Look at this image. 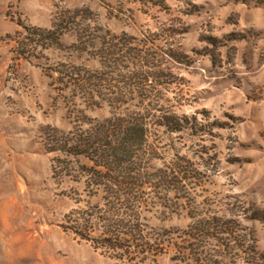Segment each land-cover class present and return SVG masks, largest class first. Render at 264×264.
<instances>
[{
    "label": "rangeland",
    "instance_id": "374dc122",
    "mask_svg": "<svg viewBox=\"0 0 264 264\" xmlns=\"http://www.w3.org/2000/svg\"><path fill=\"white\" fill-rule=\"evenodd\" d=\"M75 10L89 15L75 20L87 33L100 27L139 45L117 38L102 68L96 51L77 45L76 24L59 26ZM76 67L102 69L100 88L121 93L118 115L146 117L149 167L180 166L186 177L172 190L147 189L139 208L148 227L186 235H170L157 256L129 262L124 249H94L62 229L69 211L89 207V193L59 174L58 154L45 153L40 132L112 113L61 91L54 79ZM159 70L147 80L138 73ZM156 107L187 125L176 133L159 126ZM261 213L264 0H0V264H264V220L254 218ZM197 221L207 230L193 238Z\"/></svg>",
    "mask_w": 264,
    "mask_h": 264
},
{
    "label": "trees",
    "instance_id": "16d2710c",
    "mask_svg": "<svg viewBox=\"0 0 264 264\" xmlns=\"http://www.w3.org/2000/svg\"><path fill=\"white\" fill-rule=\"evenodd\" d=\"M81 14L83 12L80 10L63 13L59 26L64 24L72 27L76 24L77 45L84 46L83 51L90 48L96 51L102 68L107 66L106 51L120 43L125 48L135 41H137L135 47L139 45L138 40L133 37L125 34L117 37L100 27H92V33H87V30L81 29L75 21L77 18L89 19L85 17L89 16L86 12L82 17ZM38 32L42 34L39 36L48 40H53L52 36H57L52 30ZM117 38L120 43L113 45ZM171 56L176 58L174 54ZM66 67L63 63L59 65L63 70ZM75 70L77 73L70 77L62 76L61 74L64 75L66 71H60L59 77L54 79L62 84L61 91L64 93L70 91L71 102L78 98L85 106H97L99 101L104 102L111 108L112 113L110 117L101 120L85 119L86 121L81 122L82 125H77L67 132L47 126L40 132L47 147L44 149L45 153L58 154L55 161L60 164L59 174L65 178L78 179L82 182L83 190L89 193L87 195L89 207L87 209L77 207L69 211L64 216L67 226H62V229L90 243L94 249L101 247L124 249L122 256L129 262L136 261L138 255L144 256L150 251L157 256L159 252L155 250L164 249L165 243H169L167 238L170 235L182 237L186 235H182L179 229L157 230L148 227L144 223L145 219L140 216L139 208L145 204L147 189H156L165 184L172 190L175 184L180 185L186 177L183 171L177 169L180 166L165 169L149 167L151 156L149 149L145 147L148 134L144 122L146 117L135 111H126L119 115L115 112L117 104L121 102V93L110 97L111 95L100 88L105 75L102 69L93 72V75L92 71L81 67H76ZM138 73L146 80L148 76L155 78L156 74L159 77L164 74L162 70L156 73L142 71ZM48 78L52 80V76ZM68 79L69 81H65ZM50 86L52 87L51 83ZM154 110L163 113L159 117L158 125L170 132H181L187 125L185 117L178 118L157 107ZM146 156L149 158L147 163ZM181 174L183 177H180ZM93 198L95 200L92 203L90 199ZM76 203L79 204L80 201ZM261 214L254 218L263 221L264 213ZM205 228L202 221H197L192 237L203 233L207 230ZM186 250L179 249L178 254L183 255ZM261 260L264 261V257H261Z\"/></svg>",
    "mask_w": 264,
    "mask_h": 264
}]
</instances>
